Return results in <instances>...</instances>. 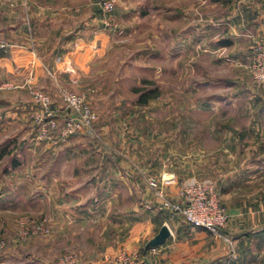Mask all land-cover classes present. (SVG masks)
<instances>
[{
  "label": "rangeland",
  "instance_id": "rangeland-1",
  "mask_svg": "<svg viewBox=\"0 0 264 264\" xmlns=\"http://www.w3.org/2000/svg\"><path fill=\"white\" fill-rule=\"evenodd\" d=\"M100 1L65 5L67 11H78L81 16L95 19L87 39L92 47L87 54L86 69H82V76L70 80L65 78L60 58L55 53H47L44 43L38 41L45 37L44 25L37 31L40 30L42 36H35L33 32L31 36H22L20 24L26 22L22 5H14L13 11L8 9V13L6 5L2 6L0 37L10 46L1 49L4 56L0 59V86L7 85L0 91V171L12 166L13 162L24 166L17 168L19 172L12 178L0 179V239L4 242L0 248L1 264H60L68 255H75L80 264H86L88 243L103 242L100 232L104 224L92 218L85 223L60 227L48 214V208L54 205L47 197L62 200L58 207L69 208V211L112 208V214L121 215L117 208H126L123 212L126 216L131 214L129 208H159L145 177L152 175L162 180L164 176L158 175L159 170L150 167L159 169L162 162L164 169L167 155L170 158L166 167L179 171L189 168L188 164L180 162L181 131L183 124L186 125L184 121L190 119L186 112L204 109L208 104L212 107L214 93L222 97L232 94V99L233 96L238 98L237 109H249L264 89L253 80L248 68L255 43L249 62L243 66L231 67L214 61L215 18L222 13L219 4L187 6L184 0H162L160 3L156 0H114L111 12L106 15ZM9 16H13V20ZM201 16L203 20L198 19ZM169 18L174 20L171 34L166 30L167 24H171L166 22ZM159 19L162 21L157 24ZM187 23L191 28L188 37L182 29ZM9 24L20 27V31L12 35ZM198 24H203L205 37L201 29L198 31ZM79 27L84 30V23ZM85 40L83 37L82 41ZM49 72L56 74L64 87L85 96L97 114L93 135L76 133L58 141L63 117H50L56 124L55 128L50 127L45 108L33 97V92L45 93L53 99L51 109L58 107ZM233 80L235 86L230 85ZM145 92L155 97L148 99L146 104H139L138 98ZM195 119L206 118L195 116ZM67 142L78 143L79 147L71 149L74 152L61 160L62 171L84 179H38L37 158L43 152L39 143H48L51 152ZM47 157L50 163L51 156L47 154ZM153 158L158 160L157 166H150ZM178 161L180 163L176 164ZM24 168H30L33 173L26 174ZM104 175L108 179L102 185ZM224 176L232 179L231 174ZM191 180H207L217 186L211 174L198 178L190 173L181 189ZM5 188L9 193L1 195ZM117 190L120 191L117 193ZM44 194L46 196H42ZM39 197L44 200L41 206ZM148 197L158 205L153 207ZM222 203L228 226L231 217ZM37 208H45V213H39ZM23 218L30 222L46 220L48 234L23 238L19 225ZM255 239L256 243H263L256 253H264V239ZM254 245L257 248L258 245ZM115 254L102 258L108 264ZM256 263L264 264V255Z\"/></svg>",
  "mask_w": 264,
  "mask_h": 264
},
{
  "label": "crops",
  "instance_id": "crops-1",
  "mask_svg": "<svg viewBox=\"0 0 264 264\" xmlns=\"http://www.w3.org/2000/svg\"><path fill=\"white\" fill-rule=\"evenodd\" d=\"M125 1L130 2V0ZM184 1L187 6L200 3L221 6L222 13L215 18L217 25L213 32L214 61L220 65L243 66L249 62L253 54V44L257 41L264 43V0ZM91 2L92 0H0V13L3 5H6V13L8 9L12 12L14 5H22L26 17V22H21V28L19 27L23 30L22 36H31L32 32L35 36H42L40 30L39 33L37 31L44 25L43 36L45 37L38 41L44 43V50L47 53H55L60 58V66L65 78L70 80L72 77L82 76V69H86L87 54L92 47L87 39L95 19L88 15L81 16L78 11L73 13L67 11L65 5L79 3L87 5ZM160 2L162 0H156V3ZM9 17L13 20V16ZM198 19L203 20V17ZM160 21L162 19L157 20L156 23ZM166 22L171 23L166 26V30L171 34L174 20L169 18ZM81 23H84V30L83 27L82 30L79 27ZM197 27L198 31L201 29L205 37L203 24H198ZM19 28L9 24L12 35H14L13 32L20 31ZM182 29L185 32L184 35L188 37L187 33L191 31L189 24L187 23ZM83 37L86 38L85 41H82ZM3 56V51L0 50V59ZM83 58H85L84 62ZM234 84H236L235 80L233 83L230 82V85ZM212 97V107L208 104L204 109L183 111L188 113L190 119L187 118V121H184L186 125L183 124L181 131L182 159L180 162L182 165L188 164L189 168L179 171L166 167L169 164L167 159L170 155L165 158L164 169L161 167L162 162L159 163L161 164L159 169L150 168L159 170L158 175L169 180V184L165 186L166 194L175 202L180 201L179 192L182 182L190 173L198 178H203L205 174H211L216 178L220 205L223 202L231 217L226 233L233 241L235 258L231 259L225 242L201 229L193 228L182 217L160 208H129L131 214L126 216L123 215L126 208H117L121 215L112 214V208H74L73 211H69V208L65 210L58 207L62 200L57 201L53 197H47L48 200L53 201L54 205V209L48 208V214L60 227L78 222L85 223L92 218L104 224L100 232L103 242L88 243L87 253L89 254L86 264H106L104 259L106 255H113L119 250H125L138 259L142 256L143 259L146 258L148 264H257L256 262L260 261L264 253L256 252L259 250V245L262 246L263 243H256L258 240L255 238L264 239V89L249 109H237L235 103L238 98L233 96L232 99V94L222 97L214 93ZM182 116L186 117V115ZM195 116L206 119L196 120ZM189 121L191 123H188ZM39 145L43 148V152L39 153L37 158L38 179L47 178L53 181L84 179L83 176L75 178L74 173H64L62 163L60 164L66 155L74 152L71 149L79 147L78 143L67 142L55 147V151L51 152V146L48 143H39ZM188 149L198 152L193 150L190 152ZM200 151L205 153L201 155ZM47 154L52 158H49L52 160L50 163L47 162ZM1 162L2 159H0ZM57 162H59L58 165ZM149 162H151L150 166L158 164L156 158ZM20 166H24L23 163L20 165L13 162L12 166L2 169L0 179L12 178L19 172L17 168ZM227 166H229L228 170ZM23 171L26 174L33 173L30 168H24ZM227 174H231L232 179L224 176ZM91 179L93 180L92 177ZM107 179V175H104L102 183ZM3 190L1 195L9 193L8 189ZM148 198L153 203V207L158 205L156 200ZM238 198L245 200L241 201ZM38 199V204L41 206L44 200L40 197ZM37 209L41 213L45 208ZM162 225L168 227L169 238L162 245L149 249L143 256L145 244L158 233ZM254 244L258 245L257 248Z\"/></svg>",
  "mask_w": 264,
  "mask_h": 264
},
{
  "label": "built area",
  "instance_id": "built-area-1",
  "mask_svg": "<svg viewBox=\"0 0 264 264\" xmlns=\"http://www.w3.org/2000/svg\"><path fill=\"white\" fill-rule=\"evenodd\" d=\"M114 6V0H101L100 7L106 15L111 12ZM109 26V22H104ZM10 44L0 37V49H6ZM254 54L248 66L253 80L264 87V43L255 42ZM54 91L58 102L56 109L52 110L53 99L51 96L33 92L34 99L45 108L48 125L55 128V120L50 117H63V126L60 131L58 141H63L73 134H83L91 136L94 134V124L97 114L92 110L85 100V96L75 93L60 84L56 74L49 72ZM7 88L6 84L0 86V91ZM145 182L153 196L159 202V208L170 214L182 217L193 228L201 229L208 234L222 240L229 248L231 259L236 254L233 247V241L226 233L228 216L219 201L217 187L210 181L191 180L187 182L179 192L180 201L175 202L167 197L165 186L169 180L164 177L159 180L155 176L145 177ZM23 238L34 235H46L49 230L46 220L30 222L26 218L19 221ZM4 242L0 239V248ZM1 264V263H0ZM60 264H80L77 256L68 255L60 260ZM108 264H144L143 260L128 253L125 250L118 251Z\"/></svg>",
  "mask_w": 264,
  "mask_h": 264
},
{
  "label": "water",
  "instance_id": "water-1",
  "mask_svg": "<svg viewBox=\"0 0 264 264\" xmlns=\"http://www.w3.org/2000/svg\"><path fill=\"white\" fill-rule=\"evenodd\" d=\"M170 236V231L166 225H162L158 233L150 239L144 246V254L147 253L149 249L156 248L162 245ZM144 264H148L146 258L143 259Z\"/></svg>",
  "mask_w": 264,
  "mask_h": 264
},
{
  "label": "trees",
  "instance_id": "trees-1",
  "mask_svg": "<svg viewBox=\"0 0 264 264\" xmlns=\"http://www.w3.org/2000/svg\"><path fill=\"white\" fill-rule=\"evenodd\" d=\"M152 97H155V96H149V94L147 92H145L143 94H140V96L138 98V102H139V104H146V102L148 101V99H150ZM143 256H145V254H143ZM141 259H143L142 256H141Z\"/></svg>",
  "mask_w": 264,
  "mask_h": 264
}]
</instances>
